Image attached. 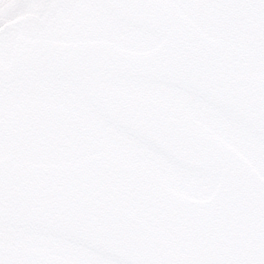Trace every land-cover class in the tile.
I'll return each mask as SVG.
<instances>
[{"label":"snow or ice","instance_id":"6c2138e0","mask_svg":"<svg viewBox=\"0 0 264 264\" xmlns=\"http://www.w3.org/2000/svg\"><path fill=\"white\" fill-rule=\"evenodd\" d=\"M0 264H264V0H0Z\"/></svg>","mask_w":264,"mask_h":264}]
</instances>
